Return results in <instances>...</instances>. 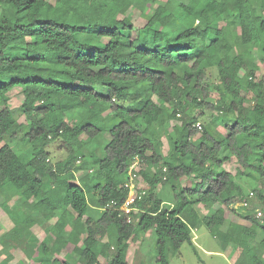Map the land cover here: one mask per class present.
<instances>
[{
	"label": "trees",
	"instance_id": "16d2710c",
	"mask_svg": "<svg viewBox=\"0 0 264 264\" xmlns=\"http://www.w3.org/2000/svg\"><path fill=\"white\" fill-rule=\"evenodd\" d=\"M262 52L264 0H0V207L30 231L28 259L130 264L149 235L170 264L205 226L241 249L235 264H264V186L246 194L237 180L264 183ZM58 142L66 157L53 161ZM38 222L48 236L34 245Z\"/></svg>",
	"mask_w": 264,
	"mask_h": 264
},
{
	"label": "rangeland",
	"instance_id": "374dc122",
	"mask_svg": "<svg viewBox=\"0 0 264 264\" xmlns=\"http://www.w3.org/2000/svg\"><path fill=\"white\" fill-rule=\"evenodd\" d=\"M162 2L166 3L167 0H162ZM150 11H152V9ZM130 15H132V19L136 29L143 27L144 24L146 23V20L142 17L140 10L133 9L131 10ZM232 30L234 35L240 34V28L238 26H234ZM135 33H137V31H135ZM261 56L264 58L263 52L261 53ZM259 66L261 67V70L258 74L264 75V62L263 63L260 62ZM11 96H12L11 107L14 110L15 117L20 122H24L25 118L21 116L20 102L16 96V93H12ZM208 118L210 119L209 115L207 116V119ZM207 119L206 121H208ZM176 124H178V122L173 121L170 122L168 126L169 134L171 136H175V133L173 131V126ZM205 125L209 126L208 124ZM218 129L225 134V128L223 125H220ZM162 142H163V153L167 155L169 153V143L167 140V135L163 136ZM58 146H60L59 142L52 143L51 146L49 147L50 150L52 151L53 161H58L66 157V151L60 149ZM225 168L231 171L233 174H235L237 169V164L233 160L228 162L225 165ZM237 180L243 186L246 194H249L251 191H254L258 186L261 187L264 186V183L259 184V182L252 177L251 178L237 177ZM180 183L183 185V182ZM190 185L192 184L190 183ZM162 198L165 199L166 201L165 205L168 206L169 204L167 202L171 201L172 199L170 188L163 191ZM3 200L4 198L0 196V202H3ZM13 205L11 206V210L16 209V208H12ZM238 206L239 204H236L235 208H237ZM195 207L198 208L199 212H201L204 215L208 213V211L202 205L196 204ZM258 207L259 206L257 205V208ZM15 212L16 210L14 212L8 213V211H5L3 207H0V227L1 230L5 231V233H2V235L3 236L8 235L11 241L6 246L3 245V243L0 241V264H23L21 262V259L28 253V250L30 249L28 247V244L25 245L24 248H21V246H24V244H26L25 242H22L21 237L23 238V240L26 239V237L30 236V231H27L24 227L21 228L18 226L17 224L18 219L16 220V218L14 217ZM18 214L20 215V213ZM227 226L228 223L222 226L220 230L222 231L226 230ZM34 227H35L34 228L35 235H33V239H34L33 244L37 245L38 243L42 242L48 236V234H47V229H45L46 226L44 223L38 222ZM10 233L12 234L10 235ZM2 235H0V237ZM192 235H193V243L195 248L193 247V245L185 243L181 247L180 252L177 255H173V254L170 255V264H235L237 258L241 253V249L236 246H232L226 249L223 246L224 243L221 242V240H219V238H217L211 232H209V230L205 226H200V227L198 226L195 230H193ZM146 238L147 239L142 244L141 241H137V242L134 241L132 243L131 257L129 258V262L132 261V255L134 254V250L137 249L140 251H139V256H137V260H135L136 261L135 264H139L141 262L140 259L144 261V264H157L155 258V236L149 237V235H147ZM261 239H262V232H260L259 230V235L257 239L253 241L254 246L256 248H259V243ZM79 245H82V243H80ZM262 254L264 257V252ZM62 256H64V254ZM9 257H11L10 261H8ZM65 257H67V259L74 264H77L79 260L78 255L76 254H69ZM109 259L110 257H107L106 255L99 256L100 264H107L109 262ZM34 264H45V263L39 262L37 260V262Z\"/></svg>",
	"mask_w": 264,
	"mask_h": 264
},
{
	"label": "crops",
	"instance_id": "0c3cea01",
	"mask_svg": "<svg viewBox=\"0 0 264 264\" xmlns=\"http://www.w3.org/2000/svg\"><path fill=\"white\" fill-rule=\"evenodd\" d=\"M3 202H4V200H3ZM3 202H0V205H1V203H3ZM9 204H10L11 206H12L13 204H15V199L12 200ZM199 205H201V204H199ZM13 206H14V205H13ZM202 206H203V205H202ZM203 207H204V206H203ZM196 209H197V211H199L198 208H196ZM200 213H201V212H200ZM201 215H204V214L201 213ZM37 216H39V215H37ZM4 217H5V216H4ZM54 221H55V220H53L51 223H54ZM40 223H41V222H40ZM35 226H36V225H35ZM8 228H9V227H8ZM34 228H35V227L33 226L32 229H31L33 235H35V233H34ZM45 229H46V227H45ZM68 230H69V229H68ZM0 231H1V232H0V235H2V233H5L4 230H1V227H0ZM33 235H32V236H33ZM2 236H3V235H2ZM2 236H1V237H2ZM1 237H0V238H1ZM106 240H107V239H106ZM145 240H146V238L144 239V241H145ZM103 241H105V238H104ZM103 241H102V242H103ZM24 247H25V245H24L23 247H21V248H24ZM131 249H132V248H130L129 253H128V255H127V260H128V262H129V258L131 257ZM139 251H140V250H139ZM22 252H23V251H22ZM63 254H64V256H67V255H69V254H72V252H71V251H65V252H63ZM63 254H62V255H63ZM33 257H34L33 260H31V259H28L27 255H25V256L21 259V262H22L23 264H34V263H35L34 259L36 258V254H34ZM136 260H137V259H136ZM140 261H141V262H140L139 264H144L143 261H142L141 259H140ZM135 262H136V261H134V264H135ZM129 263L131 264V262H129Z\"/></svg>",
	"mask_w": 264,
	"mask_h": 264
},
{
	"label": "built area",
	"instance_id": "2783aa9c",
	"mask_svg": "<svg viewBox=\"0 0 264 264\" xmlns=\"http://www.w3.org/2000/svg\"><path fill=\"white\" fill-rule=\"evenodd\" d=\"M133 177L140 179L136 175H134ZM127 186L130 187V189L132 190V192H131V195H130L129 199L127 200V202L123 206V211H124L125 214H128L129 215L133 211L132 205L135 203V195H134L135 194V191H134L135 184L133 182V183L128 184ZM257 217L260 218V219H262L264 217V213L261 212V211H259L257 213ZM128 218H129V221H130V219H131L130 218V215L128 216Z\"/></svg>",
	"mask_w": 264,
	"mask_h": 264
}]
</instances>
